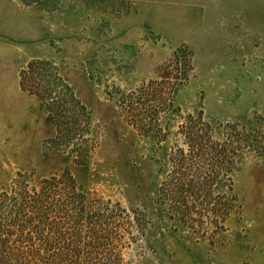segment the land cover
<instances>
[{
    "label": "rangeland",
    "instance_id": "rangeland-1",
    "mask_svg": "<svg viewBox=\"0 0 264 264\" xmlns=\"http://www.w3.org/2000/svg\"><path fill=\"white\" fill-rule=\"evenodd\" d=\"M0 264H264V0H0Z\"/></svg>",
    "mask_w": 264,
    "mask_h": 264
},
{
    "label": "trees",
    "instance_id": "trees-1",
    "mask_svg": "<svg viewBox=\"0 0 264 264\" xmlns=\"http://www.w3.org/2000/svg\"><path fill=\"white\" fill-rule=\"evenodd\" d=\"M52 262H55V261L52 260Z\"/></svg>",
    "mask_w": 264,
    "mask_h": 264
}]
</instances>
